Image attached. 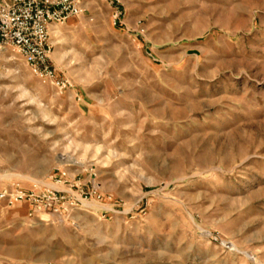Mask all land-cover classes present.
<instances>
[{"label":"rangeland","instance_id":"obj_1","mask_svg":"<svg viewBox=\"0 0 264 264\" xmlns=\"http://www.w3.org/2000/svg\"><path fill=\"white\" fill-rule=\"evenodd\" d=\"M111 1L51 28L63 91L0 53V191L67 198L0 205V264H264V0Z\"/></svg>","mask_w":264,"mask_h":264},{"label":"built area","instance_id":"obj_2","mask_svg":"<svg viewBox=\"0 0 264 264\" xmlns=\"http://www.w3.org/2000/svg\"><path fill=\"white\" fill-rule=\"evenodd\" d=\"M87 1L0 0V53L10 49L16 51L43 84L52 85L60 91L67 89L68 84L59 78L52 61L54 49L50 32L52 27L82 16ZM111 2L116 4L118 0ZM39 185L35 183L33 189L28 190L17 183L1 189L0 205H27L30 218L43 212L59 213L62 205H66V196L55 190L42 189ZM90 196L102 199L97 192Z\"/></svg>","mask_w":264,"mask_h":264},{"label":"crops","instance_id":"obj_3","mask_svg":"<svg viewBox=\"0 0 264 264\" xmlns=\"http://www.w3.org/2000/svg\"><path fill=\"white\" fill-rule=\"evenodd\" d=\"M73 23H74V22H73ZM54 27H58V26H54ZM54 27H53V28H54ZM25 208H26V209H27V211H28V206H25ZM26 209H25V211H26Z\"/></svg>","mask_w":264,"mask_h":264}]
</instances>
